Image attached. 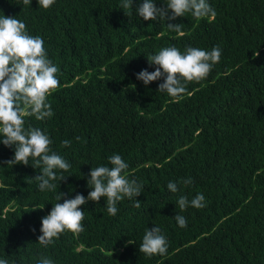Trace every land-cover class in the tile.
<instances>
[{
	"label": "trees",
	"instance_id": "16d2710c",
	"mask_svg": "<svg viewBox=\"0 0 264 264\" xmlns=\"http://www.w3.org/2000/svg\"><path fill=\"white\" fill-rule=\"evenodd\" d=\"M142 2L125 10L121 0H55L44 9L37 0H0V15L40 36L59 69V87L48 97L54 115L26 116L25 127L44 131L52 151L71 165L54 170L66 178L55 191L41 192L35 178L42 166L32 158L28 166L7 165L14 146L0 143V259L8 264H38L41 256L53 264H264V0H208L214 18L185 13L175 21L143 20L136 13ZM154 3L161 8L167 0ZM167 23L182 24L183 35ZM214 46L219 62L205 79L189 82L180 99L158 91L163 78L147 86L136 79L156 70L148 58L164 47L184 53ZM64 140L70 147H61ZM113 154L127 163L141 195L119 201L115 216L106 198L88 201L82 232L40 245L41 220L55 197L87 198L91 169L111 167ZM198 193L206 207L179 209L181 195L191 201ZM177 214L187 227L178 226ZM154 226L167 253L147 256L139 246Z\"/></svg>",
	"mask_w": 264,
	"mask_h": 264
},
{
	"label": "clouds",
	"instance_id": "9594fccd",
	"mask_svg": "<svg viewBox=\"0 0 264 264\" xmlns=\"http://www.w3.org/2000/svg\"><path fill=\"white\" fill-rule=\"evenodd\" d=\"M31 3L32 0H22L23 5ZM37 3L40 7L48 9L55 0H37ZM120 7L125 10L133 8V0H121ZM136 13L145 21H175L185 13H191L196 19L216 16L208 0H167L166 6L161 8L156 7L154 0H143ZM166 26L170 31L183 35L182 24L167 23ZM221 55L219 46H214L210 51L188 47L184 53L176 47H164L148 58L149 65H155L156 70H142L136 74V79L147 86L163 78L164 82L159 84L158 91L180 99L187 91L186 85L205 79L213 66L219 62ZM58 71V67L48 59L44 41L40 36L28 34L26 24L21 20L0 15V136L3 137L0 143L9 148L14 146V158L7 161V165L28 166L29 158H32L34 167L42 166V174L35 178L39 181L41 192L55 191V182L66 179L62 174L57 175L54 170L67 172L71 168L70 163L52 151V140L44 131L38 127H25L26 116L44 121L54 115L48 97L59 87ZM76 139L79 140L80 137ZM70 145L69 140L61 143V147ZM108 160L111 167L98 166L91 169L87 183L92 186V190L87 198L78 194L73 199H64L63 203H59L63 194L55 197L58 202L41 220L42 235L38 237L40 245L47 247L65 231L82 232L84 212L81 211V206L88 201L99 203L101 198H106L107 212L115 216L119 201L125 197L132 199L141 195L142 185L134 179L129 180L126 172L128 165L122 157L113 154ZM184 183L191 184L192 181L187 179ZM167 188L172 193L178 191L177 184L173 182H169ZM177 204L181 211L188 207H206L205 197L201 193L191 201L181 195ZM134 207H141L137 199ZM174 219L179 227H187L184 216L177 214ZM133 243L129 241V244ZM167 248L166 237L161 234L159 227L154 226L145 231L139 252L147 256L164 255ZM0 264H8V261L0 259ZM38 264H53V260L41 256Z\"/></svg>",
	"mask_w": 264,
	"mask_h": 264
}]
</instances>
